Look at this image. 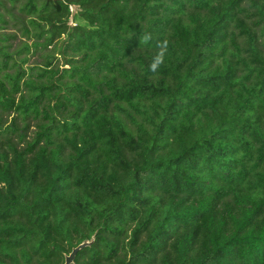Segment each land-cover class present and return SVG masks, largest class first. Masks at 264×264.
<instances>
[{
  "label": "trees",
  "instance_id": "1",
  "mask_svg": "<svg viewBox=\"0 0 264 264\" xmlns=\"http://www.w3.org/2000/svg\"><path fill=\"white\" fill-rule=\"evenodd\" d=\"M10 2L0 264H264V0Z\"/></svg>",
  "mask_w": 264,
  "mask_h": 264
},
{
  "label": "rangeland",
  "instance_id": "2",
  "mask_svg": "<svg viewBox=\"0 0 264 264\" xmlns=\"http://www.w3.org/2000/svg\"><path fill=\"white\" fill-rule=\"evenodd\" d=\"M0 2H2V7L0 8V12L5 14V18H6V22L8 24L6 25H0V27L2 28V30H0V34L1 35H7V36H14V39L11 40V45L12 48H10L11 51H15L18 48H20L24 43L31 45L32 41L29 40V38L27 36L24 35V31L22 29V26L25 24L26 20L24 18V16H22L19 13L18 4H12L10 2V0H0ZM15 8V9H13ZM8 10V12H7ZM73 10V9H72ZM15 18H19V19H23L22 23L23 24H19ZM32 54L28 55L30 62L29 65H33L36 63H39L40 61V55L42 54L41 52H38L37 54H35L33 52V49L31 51ZM11 117H10V121H11ZM34 128H32L33 130Z\"/></svg>",
  "mask_w": 264,
  "mask_h": 264
},
{
  "label": "clouds",
  "instance_id": "3",
  "mask_svg": "<svg viewBox=\"0 0 264 264\" xmlns=\"http://www.w3.org/2000/svg\"><path fill=\"white\" fill-rule=\"evenodd\" d=\"M150 40V36L148 34H144L141 39L140 43L147 44ZM161 48L166 47V43L160 46ZM165 62V53L164 51L157 52L151 59L150 63L148 64V70L152 73L158 71L161 65Z\"/></svg>",
  "mask_w": 264,
  "mask_h": 264
},
{
  "label": "water",
  "instance_id": "4",
  "mask_svg": "<svg viewBox=\"0 0 264 264\" xmlns=\"http://www.w3.org/2000/svg\"><path fill=\"white\" fill-rule=\"evenodd\" d=\"M89 245H90V243H83V244L79 245L78 247H76V248L72 251V253L66 258V262H65V264H71V263L73 262L75 256H76V254H77L81 249H83V248H85V247H87V246H89Z\"/></svg>",
  "mask_w": 264,
  "mask_h": 264
}]
</instances>
